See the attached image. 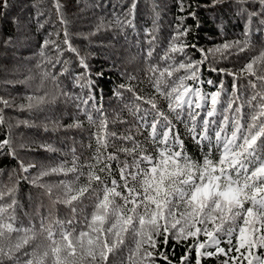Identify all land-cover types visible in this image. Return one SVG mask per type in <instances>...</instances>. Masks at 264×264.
<instances>
[{
  "label": "snow or ice",
  "instance_id": "obj_1",
  "mask_svg": "<svg viewBox=\"0 0 264 264\" xmlns=\"http://www.w3.org/2000/svg\"><path fill=\"white\" fill-rule=\"evenodd\" d=\"M234 2L247 18L243 41L226 42L208 50L186 42L182 37L189 34L191 26L183 21L197 18L195 11H189L187 17L178 18L181 22L176 34L160 57L164 66L149 65L155 94L144 97L132 85H120L132 93V103L125 107L136 118V132L147 133L145 140L152 145L150 152L130 129L127 134L109 129V119L93 95L97 85L86 75L89 65L73 47L61 4L53 0L59 23L64 26L62 43L66 48L46 38L40 52L42 64L37 67L55 68L61 64L62 68L58 73L42 71L40 84L18 107L41 111L63 96L74 106L76 114L70 124H63L60 119L39 125L32 121L19 123L55 132L83 127L84 121L79 118L83 115L96 129L92 133L95 148L90 162L80 164L76 150L72 149L70 166L68 161L41 165L33 176L30 169L37 165L26 164L18 149L31 148L36 141L17 145L14 128L18 125L7 121L0 108V128L5 129L4 138L0 139V156H10L18 164V170L13 169L8 175L11 186L0 181V264H173L166 251L170 240L176 244L192 241L180 264H202L212 257H223L220 264H264V48L236 72L215 66L208 69L232 76L231 92L223 80L217 85L201 75L204 66L225 59L231 50L243 53L252 47L254 24L256 30L264 32V0ZM8 7L9 0H0L5 14ZM190 7L185 0H179L181 12ZM136 8V0H131L124 12L111 20H102L97 30L134 27ZM53 34L49 33V37ZM49 45L55 48L56 56L46 53ZM188 48L199 52L200 58L193 60L188 56ZM65 50L75 53L85 69L73 78L72 86L80 88L79 94L64 89L59 79L68 72V61L61 59ZM176 53L185 58L177 61L173 55ZM152 54L153 49L149 48L147 56ZM240 76L251 78L243 91L236 83ZM134 79L127 75V80ZM45 82L54 86L53 91L44 90ZM205 83L215 90L205 91ZM116 94L122 95L119 91ZM157 97L166 102V108L159 106ZM0 105L14 106L3 97ZM178 125H183L184 133ZM186 138L197 146L199 157L189 151ZM115 140L124 143L117 147ZM37 146L49 153L59 151L51 143ZM110 147L114 151L109 152ZM118 153L131 156V161H121ZM25 173L28 175H21ZM3 174L4 169H0V176ZM69 174L72 179L41 183L43 177ZM81 177H85L84 182ZM20 179L43 188L50 200L46 213L37 209L35 215L24 214L28 224L18 215L21 205L16 192ZM84 199L92 201L90 212L86 211L87 205L78 208ZM57 204L69 208L72 215L58 218ZM79 211L84 212L82 221L77 219ZM36 218L38 225L33 223ZM161 244L164 250L160 249ZM193 252L194 257H190Z\"/></svg>",
  "mask_w": 264,
  "mask_h": 264
},
{
  "label": "trees",
  "instance_id": "obj_2",
  "mask_svg": "<svg viewBox=\"0 0 264 264\" xmlns=\"http://www.w3.org/2000/svg\"><path fill=\"white\" fill-rule=\"evenodd\" d=\"M59 2L63 16L67 20L66 27L71 43L79 52V57H84L89 65L86 72L89 80L97 85L93 95L98 101V106L109 119V129L118 134H127L126 130L130 129L136 140L140 141L150 152L152 145L145 140L147 133L138 134L136 132L133 127L136 118L125 107V104L132 103V93L120 88V85L130 84L138 95L144 97L155 94L150 80L152 73L148 70L149 65L164 66L160 57L168 47L171 38L176 34L177 25L181 22L178 18L187 17L189 11H195L197 18L188 17L183 21L184 24L191 26L189 34L182 37L186 42L195 43L200 48L208 50L226 42L245 39L243 33L247 18L245 14L238 11L240 6L234 0H218L215 3L214 0H185L186 5H191L190 8H186L185 12L179 10V0H136L134 27H125L123 30L115 27H102L97 30V25L102 20H111L114 15L124 12L131 0H59ZM63 27L59 23L53 0H9L6 14L0 8V97L14 105L13 107L0 105V108H3L7 121L18 125L14 128V140L17 145L21 142L36 141L31 148L18 149L20 157L26 164L35 163L37 165V168L30 169L33 176L36 175L41 165H55L68 161V166H70L73 159L72 149L76 150L80 164L90 162L95 148L92 133L96 129L88 124L83 115L79 117L84 121L83 127L61 128L55 132H44L42 128H28L19 123L20 121H32L39 125L41 122L53 119H60L63 124L72 123L76 109L71 103H67L63 96H59L55 103L44 106L41 111L21 110L18 107L26 102L25 97L32 94L33 89L40 84L42 71L50 69L53 73H58L61 70V64H57L55 68L48 65L37 67V65L42 64L40 52L46 38L55 40L61 48H66L62 43ZM49 33L54 34L49 37ZM153 36L155 40H152ZM251 40L253 46L245 52L236 53L235 50H231V54H225V59H218L213 64L204 66L201 73L202 78L205 81L211 79L217 85L223 80L225 88L231 92L233 77L211 72L208 69L215 66L233 72L238 71L250 57L257 55L261 48H264V32L256 30L255 24ZM149 41L152 43L150 44ZM149 48L153 49L150 58L147 56ZM45 51L49 56L57 54L52 45H49ZM185 51L193 60L200 58V53L191 48ZM173 55L177 61L185 58L179 53ZM79 57L66 50L61 57L62 60L68 61V72H65L59 79L63 81L64 89L74 94H79L81 90L79 87L72 86L73 78L85 72V69L80 66ZM127 75H132L136 79L129 81ZM247 79L240 76L236 80L242 91L247 86ZM45 85L44 90L53 91L54 86L50 82H45ZM202 87L205 91L215 90L206 83ZM117 91L122 95H117ZM157 102L161 108H166L164 100L157 97ZM136 103H142V101ZM143 106L148 107V105ZM178 127L181 133H184L183 125H178ZM4 135L5 129L0 128V139H3ZM40 143H51L59 151L46 152L37 146ZM90 143L92 147H89ZM122 143L124 142L121 140H115L117 147ZM186 145L191 153L199 157V150L190 139L186 138ZM108 151L112 152L114 149L110 147ZM118 155L121 161L130 162L132 159L124 153H118ZM113 167H115V162H113ZM0 169H4L0 181L9 183L8 175L13 169L18 170L17 161L10 156H0ZM116 175L118 178V172ZM60 179H72V174L67 177L55 175L43 177L41 183H53ZM84 180L85 177H81V182ZM9 186H11L10 183ZM17 188L16 197L21 205L18 215L25 224L29 223L25 213L35 215L37 209L41 213L47 212L50 200L43 188L34 186L26 179H20ZM91 204V200L84 199L78 208L84 209L87 205L86 211L90 212ZM56 209L58 218L64 219L72 215L69 208L62 204H57ZM83 215L84 212L79 211L77 219L82 221ZM33 223L38 225V218L34 219ZM76 226L81 227L82 225L77 224ZM191 242L189 240L176 244L175 241H169L166 251L173 264H180V258L185 254ZM221 246L226 247L223 244ZM159 247L164 250L163 244ZM190 257H194V252L190 254ZM221 259L223 257L207 258L202 261V264H220ZM158 264H164V262L158 261ZM244 264L247 262L245 261Z\"/></svg>",
  "mask_w": 264,
  "mask_h": 264
},
{
  "label": "rangeland",
  "instance_id": "obj_3",
  "mask_svg": "<svg viewBox=\"0 0 264 264\" xmlns=\"http://www.w3.org/2000/svg\"><path fill=\"white\" fill-rule=\"evenodd\" d=\"M160 67H163V66H160ZM209 227H211V226H209ZM202 239H203V237H202Z\"/></svg>",
  "mask_w": 264,
  "mask_h": 264
}]
</instances>
